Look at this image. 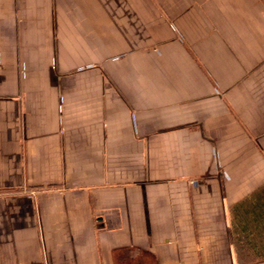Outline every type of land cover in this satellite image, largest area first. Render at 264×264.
Masks as SVG:
<instances>
[{
	"label": "crops",
	"instance_id": "0c3cea01",
	"mask_svg": "<svg viewBox=\"0 0 264 264\" xmlns=\"http://www.w3.org/2000/svg\"><path fill=\"white\" fill-rule=\"evenodd\" d=\"M264 0H0V264H264Z\"/></svg>",
	"mask_w": 264,
	"mask_h": 264
},
{
	"label": "trees",
	"instance_id": "16d2710c",
	"mask_svg": "<svg viewBox=\"0 0 264 264\" xmlns=\"http://www.w3.org/2000/svg\"><path fill=\"white\" fill-rule=\"evenodd\" d=\"M238 226L252 229L251 246L259 252L258 257H264V193L255 196L251 202L239 206Z\"/></svg>",
	"mask_w": 264,
	"mask_h": 264
}]
</instances>
